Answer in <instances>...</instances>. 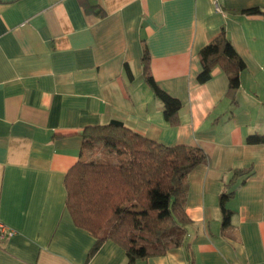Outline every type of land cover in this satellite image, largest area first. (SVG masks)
<instances>
[{"label":"crops","instance_id":"crops-1","mask_svg":"<svg viewBox=\"0 0 264 264\" xmlns=\"http://www.w3.org/2000/svg\"><path fill=\"white\" fill-rule=\"evenodd\" d=\"M84 1V0H83ZM0 0V264H128L107 240L91 254L92 233L67 208L65 178L80 160L85 127L120 121L166 144L202 148L208 164L188 176L187 241L135 264H264V0ZM217 5L219 9L217 8ZM225 29L238 57L236 103L218 69L198 81L200 53ZM150 55L161 89L182 103L178 123L145 82ZM252 169L225 207L233 169Z\"/></svg>","mask_w":264,"mask_h":264},{"label":"trees","instance_id":"trees-1","mask_svg":"<svg viewBox=\"0 0 264 264\" xmlns=\"http://www.w3.org/2000/svg\"><path fill=\"white\" fill-rule=\"evenodd\" d=\"M81 1L87 13L104 16L99 4ZM242 13L264 17V10L257 7ZM200 58L203 70L198 81L207 82L216 69L233 77L227 97L236 103L241 86L239 74L246 64L238 57L224 28L201 51ZM142 63L145 82L164 104L166 119L178 123L182 103L155 81L147 50ZM78 135L83 140L82 155L66 175V201L75 223L96 238L91 254L103 242L112 240L125 250L128 264H135L173 248L189 247L188 227L192 221L186 211L188 176L196 167L208 164L209 155L197 146L151 140L120 121L88 126ZM247 142L263 143L264 136L251 135ZM252 172L250 168H236L225 179L219 197L223 227L231 220L226 201L234 196L235 185Z\"/></svg>","mask_w":264,"mask_h":264},{"label":"built area","instance_id":"built-area-1","mask_svg":"<svg viewBox=\"0 0 264 264\" xmlns=\"http://www.w3.org/2000/svg\"><path fill=\"white\" fill-rule=\"evenodd\" d=\"M217 8L219 9L218 5ZM15 231L7 228L5 225L0 224V237H10L13 236Z\"/></svg>","mask_w":264,"mask_h":264}]
</instances>
